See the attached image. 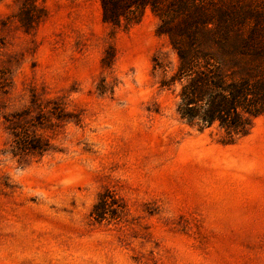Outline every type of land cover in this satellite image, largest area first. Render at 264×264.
<instances>
[{
    "label": "rangeland",
    "instance_id": "374dc122",
    "mask_svg": "<svg viewBox=\"0 0 264 264\" xmlns=\"http://www.w3.org/2000/svg\"><path fill=\"white\" fill-rule=\"evenodd\" d=\"M35 1L28 31L22 0L0 1V264H264V115L231 141L183 121L149 9L117 26L100 0ZM32 97L72 120L37 127L52 150L19 162L6 118Z\"/></svg>",
    "mask_w": 264,
    "mask_h": 264
},
{
    "label": "trees",
    "instance_id": "16d2710c",
    "mask_svg": "<svg viewBox=\"0 0 264 264\" xmlns=\"http://www.w3.org/2000/svg\"><path fill=\"white\" fill-rule=\"evenodd\" d=\"M100 2L105 21L117 26L138 21L148 9L159 18L157 33L170 50L154 55L153 69L160 73V87L175 94L183 121L200 130L218 126L231 141L264 115V0ZM17 16L28 31L43 10L35 0H22ZM7 80L8 72L0 69V91ZM33 97L29 107L6 118L12 140L5 152L19 162L52 150L36 136L37 127L72 120L60 102L38 104ZM99 200L92 214L103 218L107 199Z\"/></svg>",
    "mask_w": 264,
    "mask_h": 264
}]
</instances>
